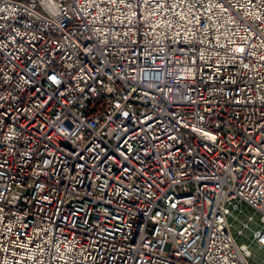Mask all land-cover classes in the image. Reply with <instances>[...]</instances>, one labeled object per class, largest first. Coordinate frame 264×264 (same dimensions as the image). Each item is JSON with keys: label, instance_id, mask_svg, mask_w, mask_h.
<instances>
[{"label": "built area", "instance_id": "built-area-1", "mask_svg": "<svg viewBox=\"0 0 264 264\" xmlns=\"http://www.w3.org/2000/svg\"><path fill=\"white\" fill-rule=\"evenodd\" d=\"M238 203L264 0H0V264H253Z\"/></svg>", "mask_w": 264, "mask_h": 264}, {"label": "rangeland", "instance_id": "rangeland-1", "mask_svg": "<svg viewBox=\"0 0 264 264\" xmlns=\"http://www.w3.org/2000/svg\"><path fill=\"white\" fill-rule=\"evenodd\" d=\"M231 234L237 244H244L249 248L251 256L249 261L253 264H261L264 261V248H260L254 241V231H264V224L260 214L246 204L238 203V209L232 212ZM241 231V232H239Z\"/></svg>", "mask_w": 264, "mask_h": 264}]
</instances>
